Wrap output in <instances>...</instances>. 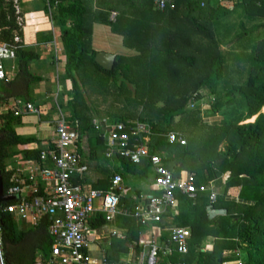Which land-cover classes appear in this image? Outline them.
<instances>
[{
  "label": "trees",
  "instance_id": "1",
  "mask_svg": "<svg viewBox=\"0 0 264 264\" xmlns=\"http://www.w3.org/2000/svg\"><path fill=\"white\" fill-rule=\"evenodd\" d=\"M12 1L17 2L0 0V43H11L16 47L17 72L12 79L0 80V102L21 98L35 103L38 98L32 95V86L42 79L30 71V63L38 58V54L22 44L20 15ZM45 1L44 12L59 27L64 55L62 77L71 84L66 94V120L76 133L77 155H81L82 138L89 133L94 134L97 144L103 142L102 136L91 125L92 117L82 105L83 93L90 90L115 95L114 91L120 89L118 85L125 90L126 83H130L141 92L143 107L108 116L117 121L139 120L149 124L155 135L150 138L148 149L162 156L163 164L174 178H179L182 172L193 173L197 185L213 182L216 189L221 188L213 208L223 210L225 215L214 218L208 213V192L198 193L194 199L177 194V213L165 212L158 224L163 226L166 217L169 224L187 228L190 232L188 252L160 253L156 264H236L232 253L235 249L240 250L244 264H264V114L261 112L264 107V22L252 25L249 30L240 28L241 34L237 35V39L252 36L247 66L243 70L245 77H238V81L230 83L224 92L219 91L217 86L224 78L225 60L217 51L208 63L207 72L195 82V89L181 94L177 105L169 106L166 104L169 99L165 93L166 78L153 75L158 68L161 70L159 75L165 76L166 72L162 70L166 69V62L162 60L161 65H152L155 60L151 56L158 51V43L168 49L167 55L176 54L168 44L158 42L163 41V34L156 32L157 25L150 21L153 13L158 16L179 13L197 25L195 18L201 15V10H204L205 21L212 22L231 15L238 5L244 8L250 19L255 16L264 18V0H240L229 6L208 2L203 8L199 0H179L176 9L165 12L155 10L152 0H112L120 7H117L119 15L114 22L109 19L106 0H96L95 9H92L91 0ZM94 23L105 25L112 33L121 36L123 46L133 50L134 54H115L111 70L100 67L94 60L98 51L90 46ZM15 38L18 39L16 42ZM48 40H52V36ZM179 58L189 68L196 65L193 57ZM200 88L209 90L212 103L205 113L220 116L218 124H204L199 108L195 107L197 103L191 104L192 100H200L201 96L196 92ZM20 121V117H15L10 110L0 114V177L4 192L15 173L14 169H8L7 159L13 156L10 148L24 147L19 151L23 161L37 160L40 151L39 148H26L30 144L40 145L38 138L22 137L15 132L13 126ZM171 129L183 132L185 145L169 143L157 135L173 131ZM117 161V172L122 176L136 172L144 175L149 167L148 163L142 162L145 169L141 171L137 169L139 164L124 158ZM81 181L79 178L76 183ZM122 202L126 208L135 203L130 199ZM6 204L8 202L1 203L0 208ZM122 218L132 224L135 235L130 240L134 241L135 251L140 252L141 225L135 224L134 218ZM0 228L5 264H34L37 251L43 257L48 256L54 239L48 232L46 218L22 226L12 214L0 210ZM206 240L212 242L211 248L202 251Z\"/></svg>",
  "mask_w": 264,
  "mask_h": 264
},
{
  "label": "built area",
  "instance_id": "2",
  "mask_svg": "<svg viewBox=\"0 0 264 264\" xmlns=\"http://www.w3.org/2000/svg\"><path fill=\"white\" fill-rule=\"evenodd\" d=\"M237 1L240 0H199V5L203 8L208 2L230 5ZM178 2L179 0H152L154 9L159 12L176 9ZM17 40L14 39L15 42ZM15 48L11 43H0V80H9L10 70L4 62L15 60ZM9 110L15 117L42 114L39 106L21 99L1 104L0 114ZM91 125L102 136L105 158L120 157L134 164L145 161L151 166L153 186L157 193L140 196L139 203L132 209L120 211L119 185L122 178L119 174L112 175L111 187L106 192L75 184L73 178L85 173L87 166L80 162L74 150L76 133L66 120V115L58 108L53 123L54 139L39 151L37 160H26L21 168L14 169L12 183L3 193L14 196L15 199L0 208L2 212L12 214L21 222L35 224L42 218L47 219L48 232L54 241L49 246L47 257H43L39 251L36 252L34 264H93L88 252L90 242L87 219L94 211V203L98 199L101 200V210L107 221L115 215L123 214L132 216L141 225L158 223L167 209L176 207L177 194L194 199L198 193L203 192L209 193L210 218L225 215L223 210L213 208L217 199L213 182L197 185L193 173L182 172L179 178H174L172 172L163 164L162 156L149 151L148 142L155 135L149 124L139 120L92 118ZM157 135L164 137L169 143L186 144L185 137L179 132L168 131ZM39 182L45 186H42V194H38ZM27 183L34 185L29 195L24 192ZM31 195L33 197L29 199ZM1 232L0 228V264H5ZM189 237L187 228L172 227L162 248L153 240L146 253L143 252L133 259L110 261L102 257L97 264H156L159 253L174 251L186 254ZM232 253L236 264H244L239 249Z\"/></svg>",
  "mask_w": 264,
  "mask_h": 264
},
{
  "label": "rangeland",
  "instance_id": "3",
  "mask_svg": "<svg viewBox=\"0 0 264 264\" xmlns=\"http://www.w3.org/2000/svg\"><path fill=\"white\" fill-rule=\"evenodd\" d=\"M14 3L16 6L15 10H19L18 3L20 0H16ZM42 3V7L45 6V0H40ZM109 5L106 8L109 11V19L111 21H115L117 16L119 15V9L112 0H106ZM96 0H91L90 4L92 9H95L97 4ZM213 4V3H212ZM114 8H113V7ZM229 6V5H227ZM118 7V8H117ZM204 10H201V15H198L195 18V22L198 26L203 27L199 28L197 25L193 24L186 18H182L179 13H172L158 16L154 13L150 16V21L157 25L155 28H159L156 32L160 34H165L167 36L169 43L168 48L175 51V55H167L166 48L162 45V43H158V51L151 56V59L155 60V63L152 65H161V61L165 60L166 69L162 70L166 72L165 76H160L161 70L158 68L155 70L153 75L155 74V78H166V91L165 93L169 95L166 99V104L177 105L181 101V94H188L195 89V82L199 77L203 76L208 70V63L211 57L217 52L220 51L224 55V66H225V74L222 81L218 83V90L224 92V89L229 87L230 83H235L238 81V77H245V73L243 70L247 66V56L250 53V39L251 35H247L243 39H237V35L241 34L240 28H246L249 30L252 25L257 23L264 22V18L257 17L250 19L249 16L244 12V8L242 6L235 7L234 12L220 20L215 21H205V13ZM197 13V12H196ZM196 13H194L196 15ZM19 14L21 15V11L19 10ZM51 19L50 15H48ZM18 22L22 24V20L19 18ZM164 38V35L161 36ZM121 36L112 33L108 27L102 24L94 23L92 25L91 32V44L90 46L97 51H105L113 54H122V55H132L133 51L127 52V49L122 45ZM163 42V41H158ZM53 47L55 50V54L59 53L61 50L60 40L56 39L55 43H53ZM132 53V54H131ZM57 56V55H55ZM53 56V58H55ZM180 56H190L193 57V68H189L186 63L180 59ZM178 57V58H177ZM59 61V58L55 60ZM5 66H9L10 62L5 61ZM152 63V61H151ZM158 73V74H157ZM55 80H53L54 87H48V91H46L40 86V84H34L32 86V91H36L37 94V105L41 107V110L46 111V115L41 117V120H53V115L57 112V107L67 116L68 111L65 107V102L67 100V92L70 91L71 84L67 81V86L65 85V81L63 80V72L56 71L54 74ZM190 75V76H189ZM187 77V78H186ZM186 78V80H184ZM47 84H50L47 82ZM40 86V87H39ZM120 89L118 91H114L115 95L112 93L109 94H99L93 93L90 90L83 93L82 105L86 112L92 118H112V116H108L109 114L116 113H124V112H132L135 110H140L143 106L140 104V101L143 100L140 96L141 92L136 89L130 83H126L125 90L122 86L118 85ZM40 88V89H39ZM197 94H200V100L191 101V104H195V107L199 108L201 113L202 122L204 124H218L221 120L220 116H207L206 110L209 109L210 102L212 103V98H210L209 90L206 88H200L197 91ZM195 92V93H196ZM33 93V92H31ZM62 107L58 106V104ZM162 102L159 103L161 105ZM1 105V104H0ZM195 109V108H194ZM55 111V112H54ZM95 111L97 114H95ZM261 112L264 114V107L261 109ZM28 117H21V121H25L29 125H34L38 123V116L36 114L27 115ZM251 120V119H250ZM25 124L15 125V128H18L22 131V126ZM51 129L50 125H48ZM173 131H177L171 129ZM181 134L183 132L177 131ZM23 135V133H20ZM43 136L48 135V133H42ZM184 135V134H183ZM89 141H91V150L96 152L98 159L103 161V145L97 144L95 141V136L93 133H89L87 136L82 138V146L85 153L89 154L90 145ZM22 147H12L10 148L13 156L7 159V164L10 166L19 165V161L21 160L22 153L19 152ZM91 162L90 160H88ZM115 170V169H114ZM153 182V177L150 171H147L144 175L139 173L136 175H126L125 184L127 186L126 192L124 193V197L133 196V189L141 190L143 196H147L151 194L148 188V185ZM215 189V192L218 193L221 188ZM216 217V216H215ZM20 225H25L22 222ZM111 260H123L122 257L111 256L109 257Z\"/></svg>",
  "mask_w": 264,
  "mask_h": 264
},
{
  "label": "crops",
  "instance_id": "4",
  "mask_svg": "<svg viewBox=\"0 0 264 264\" xmlns=\"http://www.w3.org/2000/svg\"><path fill=\"white\" fill-rule=\"evenodd\" d=\"M42 3L40 0H20L18 3V8L21 11L20 19L22 20V44L25 47L33 49L38 54V58L31 61L30 63V71L40 76L42 81L39 82L40 86L43 85L44 89L48 91V87H54L53 86V80H55V76L53 75L56 71L63 72V63H64V55L63 50L61 46L60 52L55 54V50L53 47V43H55L56 39H59V27L51 21L49 16L44 12L43 7L41 6ZM159 29V28H154ZM164 35L163 42L169 43V40L167 36ZM49 36H52V40H48ZM122 41V39H121ZM61 45V43H60ZM123 45V44H122ZM126 48V47H125ZM127 49V53L129 51H133L131 49ZM134 53V51L132 52ZM131 53V54H132ZM57 55V56H55ZM55 56V58H53ZM59 58V61L56 62L55 60ZM10 64L9 66H6L9 72V79H12L16 72H17V63L16 58L15 60H9ZM67 81H65V85L68 88ZM49 82L50 84H47ZM53 83V84H52ZM70 83V82H68ZM39 86V87H40ZM43 86H41L43 88ZM40 89V88H39ZM36 91L34 90L32 95H35ZM13 99H21V98H13ZM11 99L10 101H12ZM22 100V99H21ZM9 101V102H10ZM5 103V102H2ZM0 102V104H2ZM60 103V102H59ZM62 103V102H61ZM60 103V104H61ZM37 105V102L34 103ZM38 106V105H37ZM1 107V105H0ZM41 109V107H39ZM59 107H57L58 109ZM42 115H46L47 110H41ZM55 112V111H54ZM30 115V114H27ZM27 115L23 118L28 117ZM21 116V117H22ZM38 116V123L34 125H29L25 121H20L22 124H25L22 126V131H20L18 128H15V125L13 126L15 132L19 135L20 133H23L21 135L22 137H36L40 140V145L36 144H30L26 148H39L40 150L43 149L46 145H49L51 140L54 139V132L53 129H51L48 125L53 127L54 119L56 116V113L53 115V120H41V117L44 116ZM20 117V119H21ZM42 133H48L47 137L43 136ZM89 147L90 152L89 154L85 153L82 146V140H81V155L78 156L80 159V162L87 166V171L82 174H78L73 178V182L75 184H78L80 186H83L84 188H92L100 191H108L110 189V179L114 173H117L121 176L122 182L119 185V204L118 208L120 211L122 210H130L131 208L124 207V204L122 200L124 199H130L134 200V205L139 203L140 196H143L141 190L133 189V196L124 197V193L126 192L127 186L125 184L126 175H136L139 174L138 172L133 174H125L122 176L117 171L118 168V161L117 159L120 157H113L111 159H107L104 156V145H103V161L98 159V156L96 152L91 150V141H89ZM24 148V147H23ZM75 150V147H74ZM76 152V151H75ZM77 154V153H76ZM90 160L91 162H89ZM25 161L21 160L19 161V165L16 166H10L8 164V169H17L21 168ZM145 164V161H142ZM142 162L139 163V166L137 169L143 170L145 167ZM147 163V162H146ZM147 171H150L153 177V170L151 166L147 167ZM115 169V170H114ZM145 169V168H144ZM185 173V172H183ZM82 179V181L79 183H76L78 179ZM38 189V194H42L44 184L42 185L41 182ZM26 189L24 188L25 194H30V191L34 189V185L31 183H27ZM148 188L151 192L149 193H157L153 186V182L148 185ZM31 195L29 197L32 198ZM171 215H175L178 211L177 206L173 207L171 209H167L165 212H168ZM164 212V213H165ZM163 213V214H164ZM122 217H128L133 218L129 215H123L118 214L115 215L111 220L107 221L105 219L104 212L101 210V200L98 199L94 203V211L90 214V216L87 219V227H88V239L90 242V246L88 249V252L91 256V260L93 264L99 263V261L102 259V257L107 258V260L115 261L109 259L111 256H118L122 257L124 260H130L133 259L136 256H139L143 252H147L150 248L151 241H155V244L159 246V248H162L164 245V242L168 240L169 238V230L172 227H177L175 225L168 223V218L164 217L163 222L165 223L163 226L159 225L158 223H149L147 225H141L135 218L134 223H139L140 226V245L141 250L140 252L135 251V244L133 240L131 239V236L135 235L134 229L131 227V223L126 222L125 218ZM162 219V218H161ZM18 221V220H17ZM132 221V220H131ZM21 223V221H18ZM23 224H31L28 222H22ZM127 238V239H126ZM212 242L209 240L204 241L203 248H201L202 251H205L207 249L211 248ZM160 254V253H159ZM163 254V253H162ZM160 259V257H158ZM121 260V259H120ZM118 261V260H117ZM160 261V260H159Z\"/></svg>",
  "mask_w": 264,
  "mask_h": 264
},
{
  "label": "water",
  "instance_id": "5",
  "mask_svg": "<svg viewBox=\"0 0 264 264\" xmlns=\"http://www.w3.org/2000/svg\"><path fill=\"white\" fill-rule=\"evenodd\" d=\"M95 62L102 67L104 70H111L114 65L115 61V54L105 52V51H98L97 54L94 57ZM14 196H7L3 193V186H2V180L0 177V204L2 202H8L11 200H14Z\"/></svg>",
  "mask_w": 264,
  "mask_h": 264
}]
</instances>
